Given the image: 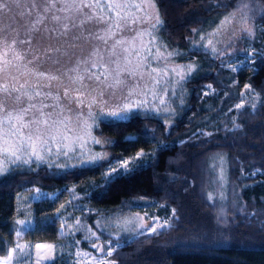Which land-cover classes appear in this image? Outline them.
Returning <instances> with one entry per match:
<instances>
[{
    "label": "trees",
    "instance_id": "trees-1",
    "mask_svg": "<svg viewBox=\"0 0 264 264\" xmlns=\"http://www.w3.org/2000/svg\"><path fill=\"white\" fill-rule=\"evenodd\" d=\"M231 1L155 0L163 21V39L172 48L186 50L194 31L230 11L235 4ZM253 16L262 25L264 39V12ZM191 54L203 55L200 51ZM215 67L186 83L187 106L171 124L140 114L123 122L100 123L95 135L113 142L105 147L109 160L132 159L139 152L152 151L151 157L124 175L100 178L105 161V167L91 170L41 166L2 176L0 258H6L19 243H60L64 237L59 230L66 227L60 212L65 189L88 187L92 182L80 201L95 212H112L139 199L174 211L175 220L167 231L140 236L116 248L111 255L115 264H264V54L250 68L234 74L237 88L247 83L259 95L253 110L238 108L226 113L231 87L222 69ZM208 85L216 92L204 97ZM209 120L215 122L208 124ZM226 120L232 123L225 124ZM216 158L226 163L234 202L226 200L222 205L217 199H208L214 186L211 165ZM34 189L47 196L29 204V215L23 220L28 228L17 235L23 227L17 223L22 221L18 200ZM94 217L92 213L90 219ZM185 235L194 242L170 245L174 237ZM50 264L64 263L55 259Z\"/></svg>",
    "mask_w": 264,
    "mask_h": 264
},
{
    "label": "rangeland",
    "instance_id": "rangeland-1",
    "mask_svg": "<svg viewBox=\"0 0 264 264\" xmlns=\"http://www.w3.org/2000/svg\"><path fill=\"white\" fill-rule=\"evenodd\" d=\"M135 2H139V0H135ZM153 2L155 11L159 13L155 0ZM231 2L238 5L240 10L233 7L230 11L211 18L206 25L194 31L193 36L189 39L187 49L181 50L170 47L168 42L163 39L160 33L162 26L152 32V36L155 37L153 43H148L152 40V36L144 34L130 45L129 42L137 35L138 31L150 28L151 20L131 25V28L136 31H130L127 28L119 31L114 27L109 31V24L112 23V20L107 19V22H101L99 19L100 9L82 7L81 0H0V5H6V7H0V67H4L5 60L10 61L5 71L0 72V87L5 85L9 88L15 87L19 90L13 94L15 96L24 91L31 92L34 85L50 84V87L38 89L42 93L41 96L34 97L31 101L27 97L21 96L19 104L9 98L7 106L11 109L25 107L29 103H34L38 107L41 102L49 105L57 104L59 107L55 110L46 108L44 111L46 113L54 112L53 119H56L63 109V115L73 117L72 123L75 124V116L78 112L83 113L82 119H88L87 114L90 110L98 114L101 107L107 110L109 107L123 104L128 100L143 99L138 93L145 89L147 84L149 87H153L157 94L156 98L148 96L149 107L155 101V107L159 110L155 112L143 109L135 110L130 117L140 114L159 118L165 123L171 124L187 106L189 90L186 83L200 72L213 70L216 65L222 69V74L226 78L225 82L231 87V93L226 103L229 105V109L226 113L238 109L237 105H242L239 108L253 110L260 101L259 95L247 83L237 88L234 74L239 70L250 68L254 59L264 54V39L261 35L263 28L262 25L255 22L253 16V14L264 12V0H232ZM132 12L137 16L144 15L142 12H136L135 9H132ZM104 13L107 14V17L113 16V13L108 12L106 7ZM232 14L234 16L228 22L222 23L225 17ZM57 17L58 19H56ZM65 25H67L66 32ZM118 40H123L124 43L117 44ZM126 47L129 48L127 53L123 51ZM148 48L152 49L156 59L149 56L147 61H142L141 58L148 54ZM157 49H159L158 54ZM197 51L202 52L203 55L191 54ZM168 53L179 54L169 56ZM126 56L132 61L131 65H126L124 59ZM138 63L145 65L142 68L143 79L139 75L135 79L122 75L121 79L126 80V84L118 88L106 87V84L113 82L118 65L123 69L135 67ZM149 63L157 69V73H152V75L161 81L160 84H154L148 75L149 69L146 65ZM189 65L193 69L190 73L187 70ZM39 73L55 74L60 79L49 81ZM96 76L100 77L99 81L95 79ZM78 77H82V81L77 79ZM137 84L139 87L135 89L134 95L129 97V88ZM65 89L68 90V97L64 96ZM77 89L83 93L80 98L84 100V104L80 106L73 98L77 95ZM92 89H96V91H92ZM100 91L103 92L102 96L99 95ZM215 92L214 88L208 85L202 95L210 97L215 95ZM225 92L224 94L228 95L227 91ZM46 93H51V95H45ZM57 96H59L58 100ZM92 96L96 97L97 103L89 109L87 104ZM161 97L165 101L164 104L159 103ZM206 106L211 107L209 103ZM3 115L5 113H0V116ZM34 116L39 117V112L36 109L29 112L26 118ZM106 121L113 120L102 118L98 121V125ZM89 122L91 123V121ZM214 122L215 120H209L208 124ZM228 123L232 122L226 120L225 124ZM98 127L92 129V135L96 138L98 137L95 132ZM87 147L94 153H106L108 157V152L105 149L106 144L89 143ZM143 153L144 155L138 159H124L129 162V170L152 155V151ZM61 159L64 158L61 157ZM57 162L59 163V161ZM73 163H75L74 160ZM41 166L48 167L46 164L39 167ZM211 166L214 173V186L207 193L208 199L211 201L217 199L222 205L226 200L234 202L235 191L233 187L228 186L225 161L216 158ZM35 169H30L27 165H10L9 171L0 175V178L14 170ZM117 174L119 172L113 173V176ZM100 178L106 180L105 172ZM91 184L92 182L84 188L71 185L65 189L66 201L60 207L61 219L66 224L65 228L62 227L59 230V234L64 237L62 241L60 243H19L17 248H13L15 251L11 255V264H50L55 259L64 264H77V261L79 264H97L95 259L84 255L91 254L95 257L103 255L92 247L94 241L107 252L110 242L111 245L118 243L121 246L124 242L140 236L165 232L173 225L174 211L149 199L134 200L112 212H95L80 201L82 193L86 192ZM72 189L75 190L74 193ZM35 190L37 189L21 196L18 200V212L21 213L22 221L29 215V204L47 196V194L41 195L37 199ZM74 195L79 198L74 199ZM220 211L223 212L224 208ZM92 213L95 217L91 220ZM77 220L79 224L76 223ZM152 228H155L156 231L152 232ZM97 237H99L98 240ZM192 242H194L192 236L185 235L174 237L170 245H186ZM36 245L45 247L36 248ZM77 253L81 255L77 256ZM8 257L9 255L6 258H0V261L6 260ZM49 257L52 258L49 259ZM106 259L108 264L114 262L111 256Z\"/></svg>",
    "mask_w": 264,
    "mask_h": 264
},
{
    "label": "snow or ice",
    "instance_id": "snow-or-ice-1",
    "mask_svg": "<svg viewBox=\"0 0 264 264\" xmlns=\"http://www.w3.org/2000/svg\"><path fill=\"white\" fill-rule=\"evenodd\" d=\"M82 7L88 8H99L101 15L99 19L101 22H107V19H111L112 23L109 24V31L114 27L116 30L123 31L127 28L130 31H136L131 28L133 24H140L151 20L149 29H144L138 31L137 35L132 38L130 45L142 35L147 34L152 36V32L156 30L159 26H162L163 21L160 19L159 13L155 11V4L153 0H81ZM54 6V4H53ZM0 7H6V5H0ZM105 7L108 9V12L113 13L112 17H107V14L104 13ZM237 7L238 5H233ZM132 9H135L136 12L144 13L143 16H137L132 12ZM152 11L149 12L148 10ZM47 11V9H45ZM234 14L229 17H225V20L222 23L228 22ZM58 19V17L56 18ZM65 32L67 31V25L64 26ZM247 32V29H245ZM155 37L152 36V40L148 43H153ZM124 43L123 40H118L117 44ZM209 43H211L209 41ZM125 53L129 52V48H124ZM147 55L143 56L142 61H147L149 56H152L153 59H156V56L153 55L152 49H147ZM159 49H157V54ZM173 54L178 55L179 53H168L169 56ZM139 57V53L137 54ZM19 58V57H17ZM126 65H131L132 61L125 58ZM31 63V61H29ZM10 61H4V67H0V72L5 71L7 64ZM145 65L138 63L135 67H125L121 69L119 65L117 66L116 76L110 84H106V87L109 88H118L121 85L126 84V80L121 79L122 75H127V77L135 79L137 75L143 79L142 68ZM146 67L149 69L148 75L154 84H160L161 81L153 76L152 73H157V69L152 67L151 64H147ZM188 72L193 71L192 67L188 66ZM175 71V69H173ZM40 76L45 77L49 81L59 80L60 77L55 74H46L39 73ZM82 81V77H78ZM97 81L100 80L99 76H96ZM107 80V77H105ZM21 87H24L21 85ZM40 87H50L49 85H34L31 92L24 91L18 95H13L14 93L19 92L15 87L9 88L7 85L0 87V113H5V115L0 116V175L7 173L9 171L10 165H27L30 169L38 168L42 164H46L48 167H55L56 169L64 170L70 168H87L89 170L94 168L105 167V161H107V166L105 167V179L110 180L113 177V173L119 172V175H124L128 169L127 160H109L106 153H94L92 152L87 145L92 144H111L112 141H101L100 139L92 135V129L98 127V121L103 119H110L116 122H123L129 119L130 115L135 110L144 111H158L155 107V101L152 102V106L149 107L150 101L148 96L156 98V91L153 87L145 85V89H142L138 95L143 97V99H133L128 100L123 104L109 107L105 110L103 107L99 109V113H94L91 110L88 112V119H82L83 113L78 112L75 116L76 123L73 124V117L64 116L63 109H61L59 115L56 119H53L54 112H45L44 109L52 108L55 110L59 105L57 104H46L41 102V105L38 107L34 103H29L25 107L19 108H8L7 101L9 98H12L17 104L21 102V96H25L31 101L34 97H39L42 95L41 91L38 90ZM86 87V86H85ZM139 85L129 88L128 96L131 97L135 93V89ZM77 95L73 97L76 100L78 106L84 104V100L80 97L83 93L79 92V89L76 90ZM96 91V89H92ZM45 95H51V93H46ZM68 90L65 89L64 96L68 97ZM100 96L103 95V92L100 91ZM59 99V96L56 97ZM97 103L95 96H92L88 101V108L91 109L93 105ZM159 103L164 104L165 101L161 97L159 98ZM237 107H242V105H237ZM33 109H36L39 112V117L26 118L27 114ZM91 121V123L89 122ZM144 155L143 152L138 153L134 159H138L140 156ZM63 157L64 159H61ZM73 160L75 163H73ZM59 161V163L57 162ZM123 169V171H120ZM36 191V198L39 199L41 195H46L40 192L39 189ZM73 193L75 192L72 189ZM78 196L74 195V199H78ZM21 224L22 230L17 231V235H21L23 231H26L28 225L24 221H17ZM79 224V221H76ZM152 232H155L156 229L152 228ZM95 235V233H93ZM99 237H97V240ZM78 243V241H77ZM36 248H43L44 245H36ZM50 247V246H48ZM92 247L96 248L98 253H103L102 256L95 257L91 254H84L90 259H95L97 264H108L107 257H110L113 251L119 247V244L111 245L107 252L104 251V248L99 245L97 242H93ZM15 249L11 250L9 257L6 260L0 261V264H11V255ZM80 253H77V256H80ZM52 257H49L51 259ZM79 264V261H77ZM114 264V262H112Z\"/></svg>",
    "mask_w": 264,
    "mask_h": 264
}]
</instances>
